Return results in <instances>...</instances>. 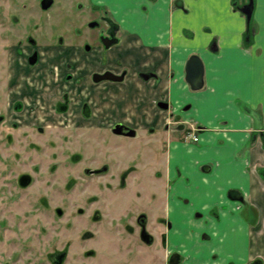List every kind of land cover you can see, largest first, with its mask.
I'll use <instances>...</instances> for the list:
<instances>
[{
	"label": "crops",
	"instance_id": "1",
	"mask_svg": "<svg viewBox=\"0 0 264 264\" xmlns=\"http://www.w3.org/2000/svg\"><path fill=\"white\" fill-rule=\"evenodd\" d=\"M117 2L131 3L128 27L142 31L131 42L135 70L157 73L133 89L170 110L189 102L182 119L202 127L196 143L168 130L161 138L165 254L179 253L180 264H264V0H253L249 35L231 0ZM193 54L203 64L197 90L184 80Z\"/></svg>",
	"mask_w": 264,
	"mask_h": 264
},
{
	"label": "rangeland",
	"instance_id": "2",
	"mask_svg": "<svg viewBox=\"0 0 264 264\" xmlns=\"http://www.w3.org/2000/svg\"><path fill=\"white\" fill-rule=\"evenodd\" d=\"M241 3L242 0H231V7L239 11ZM51 55H55L54 51L43 52L45 62L36 69L44 76L42 86L47 87L43 99L40 103L36 99L29 101L33 108L24 105V110H30L26 115L12 119L15 116L5 113V100L0 95V115L28 124L11 134L7 133L11 129L6 121L0 124V264H164L165 248L159 240L162 232L171 229V221L159 217L158 194L165 187L158 180L163 175L160 166L133 163L115 170L113 164L99 165L126 160L129 152L140 147H136V140L129 143V138L107 132L103 141H120L124 150L110 154L86 148L83 155L84 148L74 141L73 132L65 130L72 124L103 126L105 119L97 118L93 103L90 117L81 116L85 92L75 89L76 80L68 84L59 79L60 61H56L57 56L48 62ZM81 74L78 71L75 75ZM62 91L70 98V116L53 111V103ZM133 92L129 85L107 100L102 98L100 105L106 102L107 106L101 110L133 116L147 104L145 95L138 102ZM91 99L93 102L92 92ZM189 104L185 102L171 112L182 117L190 111V107L185 108ZM146 111L143 117L135 116L133 123L140 124L141 117L152 123L158 121L160 112L152 101ZM37 123L47 130L43 136L29 131ZM85 134L93 139L99 131L87 128ZM83 156L84 162L79 163ZM99 171L108 173L101 176L96 174ZM117 174L120 179L115 178ZM168 183L172 184V179ZM164 223L165 231L159 227ZM58 252L65 255L55 263L51 257Z\"/></svg>",
	"mask_w": 264,
	"mask_h": 264
},
{
	"label": "flooded vegetation",
	"instance_id": "3",
	"mask_svg": "<svg viewBox=\"0 0 264 264\" xmlns=\"http://www.w3.org/2000/svg\"><path fill=\"white\" fill-rule=\"evenodd\" d=\"M247 2L248 0H242L239 5ZM130 4L119 3L117 0H0V95L5 100V113L9 111L8 114L14 115L15 117L12 118L14 119L30 111L24 110V105L33 108L29 102L32 99L40 103L39 100L43 99L44 90L47 87L42 86V83H45L44 76L36 72V69L45 62L42 57L43 52L54 51L55 55L53 57L51 55L52 58L49 57L48 62H53L52 59L58 56L56 61L59 60V65L62 67L59 79L68 84L76 80L75 89L81 93L85 92L86 99L80 105L81 116L90 117V104L93 103L97 118L105 119L106 125L103 126L76 127L72 124L68 126L73 127L72 129L67 127L65 130L73 132L74 141H77L79 147L84 148L83 155L86 148H95L98 152L106 150L110 154L124 150L120 141H115L116 143L103 141L105 132L121 138L127 137L129 143L136 140V147L140 146L138 150L129 152L126 160L99 163V165L108 164L109 167L113 164L115 170L125 164L157 163L164 147L161 138L166 130L183 134L182 139L191 143H196L190 139L191 133L196 130L198 134L202 130V127L195 123L184 121L180 115L175 116L170 110L169 103L158 98H152L149 101L146 98L147 104L143 105L139 111L133 112V116L116 114L113 111L108 114L101 110L107 106L106 102L100 105L102 98L107 100L122 91L125 86L130 85L133 88L135 83V85L148 83L157 78L154 69L135 70L134 68L133 43L131 42L136 37L141 40L142 31L128 27L131 17ZM158 36L156 34L155 38ZM78 71L82 73L80 77L75 75ZM106 73H110L114 79L99 78ZM144 90V95H146L145 92L150 93L145 88ZM133 91L135 99L140 102L144 98L143 93H137L134 89ZM91 92L94 96L93 102ZM151 101L160 112L158 121L154 123L142 118L146 115L145 112L149 109ZM163 104H166V107H163ZM17 106H19L18 109ZM189 106L190 104L185 108ZM53 111L58 115L70 116V98L66 91H62L55 99ZM135 116H142L140 124L133 123ZM46 120L49 121L47 118ZM72 121L74 122V119ZM112 121L113 123H110ZM3 122L8 129H11L7 132L9 134L14 130L28 127V124L21 123L19 119L9 120L0 115V124ZM15 127L17 129H14ZM87 128L89 131H99V135L94 136L93 139L89 138L90 135L85 134ZM29 131L32 134L35 133V136H43L47 132L38 123ZM82 162H84V156L79 161V163ZM106 173L108 171H99L96 174L102 176ZM115 178L120 179L121 176L117 174ZM159 217L163 219L161 213ZM160 218L158 220H161ZM159 242L161 247L165 248V232L160 234ZM61 255H65V252H58L51 258L57 263ZM163 260L164 264H180L182 257L175 251L166 254L163 252ZM256 262L253 261L251 264Z\"/></svg>",
	"mask_w": 264,
	"mask_h": 264
},
{
	"label": "water",
	"instance_id": "4",
	"mask_svg": "<svg viewBox=\"0 0 264 264\" xmlns=\"http://www.w3.org/2000/svg\"><path fill=\"white\" fill-rule=\"evenodd\" d=\"M253 9V0H248L247 3L239 7V11L245 16L246 23L248 24ZM185 82L189 85L192 90L200 89L203 86V64L200 58L197 55H191L186 61L184 68ZM99 78H110L114 79L110 73L100 76ZM120 79V77H118ZM163 107H166V104H163ZM259 264V263H255Z\"/></svg>",
	"mask_w": 264,
	"mask_h": 264
},
{
	"label": "built area",
	"instance_id": "5",
	"mask_svg": "<svg viewBox=\"0 0 264 264\" xmlns=\"http://www.w3.org/2000/svg\"><path fill=\"white\" fill-rule=\"evenodd\" d=\"M190 139L193 141V142H197L198 141V134H197V131L194 130L193 133H191L190 135Z\"/></svg>",
	"mask_w": 264,
	"mask_h": 264
},
{
	"label": "trees",
	"instance_id": "6",
	"mask_svg": "<svg viewBox=\"0 0 264 264\" xmlns=\"http://www.w3.org/2000/svg\"><path fill=\"white\" fill-rule=\"evenodd\" d=\"M251 28L252 27H251V22H250L249 25H248V27H247V32H246L247 35H249V31L251 30Z\"/></svg>",
	"mask_w": 264,
	"mask_h": 264
}]
</instances>
